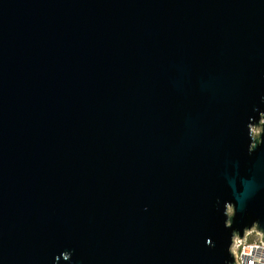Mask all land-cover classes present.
<instances>
[{
	"label": "water",
	"instance_id": "obj_1",
	"mask_svg": "<svg viewBox=\"0 0 264 264\" xmlns=\"http://www.w3.org/2000/svg\"><path fill=\"white\" fill-rule=\"evenodd\" d=\"M233 203L264 232V0H0V264H225Z\"/></svg>",
	"mask_w": 264,
	"mask_h": 264
},
{
	"label": "clouds",
	"instance_id": "obj_2",
	"mask_svg": "<svg viewBox=\"0 0 264 264\" xmlns=\"http://www.w3.org/2000/svg\"><path fill=\"white\" fill-rule=\"evenodd\" d=\"M236 211V204L233 203L227 209L228 217H232V219L226 217L224 221L225 227L232 228L230 236L232 244L228 245L227 251L228 253L230 252L233 257L232 260H226L225 264H245V257L251 258L247 260V264H264L262 256L260 254H254V252L259 253L261 250H264V232L257 230V225L260 221L253 220L251 229L244 226L242 229L244 231V237L240 238L238 234L240 229L233 228V219L236 215Z\"/></svg>",
	"mask_w": 264,
	"mask_h": 264
},
{
	"label": "built area",
	"instance_id": "obj_3",
	"mask_svg": "<svg viewBox=\"0 0 264 264\" xmlns=\"http://www.w3.org/2000/svg\"><path fill=\"white\" fill-rule=\"evenodd\" d=\"M254 254H260L262 256V261H264V250H261L259 253H255ZM251 259L250 257H245V264H247V260Z\"/></svg>",
	"mask_w": 264,
	"mask_h": 264
},
{
	"label": "rangeland",
	"instance_id": "obj_4",
	"mask_svg": "<svg viewBox=\"0 0 264 264\" xmlns=\"http://www.w3.org/2000/svg\"><path fill=\"white\" fill-rule=\"evenodd\" d=\"M255 128H256L257 133L262 131V127L261 126H256ZM250 241H251V238H250Z\"/></svg>",
	"mask_w": 264,
	"mask_h": 264
}]
</instances>
